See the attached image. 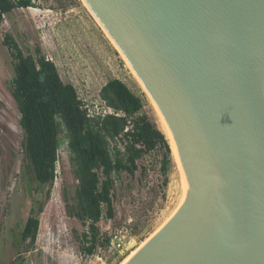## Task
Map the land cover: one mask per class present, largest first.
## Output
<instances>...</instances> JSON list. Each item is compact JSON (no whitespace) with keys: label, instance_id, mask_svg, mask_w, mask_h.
<instances>
[{"label":"water","instance_id":"obj_1","mask_svg":"<svg viewBox=\"0 0 264 264\" xmlns=\"http://www.w3.org/2000/svg\"><path fill=\"white\" fill-rule=\"evenodd\" d=\"M168 130L175 215L124 264H264V0H85Z\"/></svg>","mask_w":264,"mask_h":264},{"label":"rangeland","instance_id":"obj_2","mask_svg":"<svg viewBox=\"0 0 264 264\" xmlns=\"http://www.w3.org/2000/svg\"><path fill=\"white\" fill-rule=\"evenodd\" d=\"M32 1L35 6L15 8L0 25V264H120L163 225L181 201L183 183L170 143V153L159 144L139 159L134 175L114 174L116 214L112 219L104 217L99 227L108 235L124 224L133 228L123 253L111 254L102 247L101 252L86 254L79 236L87 227L66 209L65 193L74 194L77 180L63 141L57 178L39 215L36 246L24 252V261L18 260L16 245L34 196L23 165L20 112L9 90L15 71L12 55L3 44L6 32L14 36L25 54H36L40 48L53 60L62 79L75 85L91 113L107 112L101 88L109 79L120 78L143 98L139 114H146L164 132L147 92L84 0Z\"/></svg>","mask_w":264,"mask_h":264},{"label":"trees","instance_id":"obj_3","mask_svg":"<svg viewBox=\"0 0 264 264\" xmlns=\"http://www.w3.org/2000/svg\"><path fill=\"white\" fill-rule=\"evenodd\" d=\"M35 6L32 0H0V25L15 8ZM12 55L15 75L9 90L20 112L24 170L34 199L17 242L19 259L33 250L44 211L57 177L59 149L66 141L69 161L77 185L74 194L65 193L66 209L87 227L80 237L81 248L94 254L110 237L99 222L115 217L114 174L134 175L138 161L157 145L171 148L166 134L146 114L143 98L120 78H111L100 96L112 113H91L77 88L65 82L56 63L40 48L25 54L10 32L3 39ZM167 162L163 165L165 169Z\"/></svg>","mask_w":264,"mask_h":264},{"label":"built area","instance_id":"obj_4","mask_svg":"<svg viewBox=\"0 0 264 264\" xmlns=\"http://www.w3.org/2000/svg\"><path fill=\"white\" fill-rule=\"evenodd\" d=\"M112 112H113V110L111 108H108L107 112H105V113H112ZM105 113H103V114H105ZM132 230H133V228L129 224H126V225L124 224V225H121L119 227H116L109 234V237H110L109 243L104 248L99 247L100 252L103 249L105 252H109L111 254H115V253L122 254L123 251L126 249V244L128 243V240H130V238H131ZM98 256H101V255H98ZM99 259L104 261V259L102 257H99Z\"/></svg>","mask_w":264,"mask_h":264},{"label":"bare ground","instance_id":"obj_5","mask_svg":"<svg viewBox=\"0 0 264 264\" xmlns=\"http://www.w3.org/2000/svg\"><path fill=\"white\" fill-rule=\"evenodd\" d=\"M84 2H85V5L88 7V9L90 10V8H89V6L87 5V3H86V1L84 0ZM90 12H92L91 10H90ZM93 14V13H92ZM94 15V14H93ZM96 18V17H95ZM96 20L98 21V23H99V25H101L102 26V28L105 30V28L103 27V25L100 23V21L96 18ZM106 31V30H105ZM106 33L108 34V36H109V38L111 39V41H112V43H113V45L118 49V51L121 53V55L123 56V58H124V60L126 61V63L128 64V66H129V68L131 69V71L133 72V74H134V76L136 77V79L138 80V82L140 83V85L143 87V89L146 91V89L144 88V86H143V84H142V82L140 81V79L138 78V76H137V74L135 73V71L133 70V68H132V66L130 65V63L128 62V60H127V58L125 57V55L123 54V52L121 51V49L119 48V46L116 44V42L113 40V38L110 36V34L106 31ZM147 92V91H146ZM148 94V93H147ZM149 96V95H148ZM150 98V97H149ZM152 102V101H151ZM152 104H153V102H152ZM154 105V104H153ZM155 107V106H154ZM155 110H156V108H155ZM157 111V110H156ZM158 113V112H157ZM159 115V114H158ZM159 117H160V115H159ZM160 120H161V123H162V125H163V129H164V132H165V134H166V136L168 137V140H169V143H170V145H171V148H172V152H173V155H174V158H175V161H176V164H177V167H178V170H179V172H180V177H181V179H182V170H181V167H180V164H179V161H178V158H177V155H176V152H175V149H174V146H173V143H172V140H171V137H170V134H169V132H168V130L166 129V127H165V125H164V123H163V121H162V119H161V117H160ZM182 183H183V180H182ZM182 195H183V191H182ZM182 198V197H181ZM181 202V201H180ZM179 206H180V203H179V205H177V208L173 211V213L169 216V218H167V220L163 223V225L168 221V220H170L174 215H175V213L178 211V209H179ZM162 225V226H163ZM161 226V227H162ZM160 227V228H161ZM159 228V229H160ZM158 229V230H159ZM157 230V231H158ZM156 231V232H157ZM155 232V233H156ZM155 233H153L149 238H147L138 248H136V249H134L120 264H124L133 254H135V252L141 247V246H143V244H145Z\"/></svg>","mask_w":264,"mask_h":264}]
</instances>
